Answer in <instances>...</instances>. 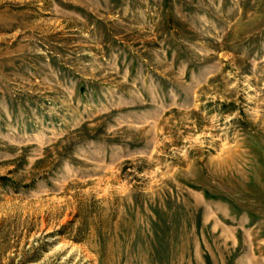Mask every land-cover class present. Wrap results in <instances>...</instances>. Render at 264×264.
Instances as JSON below:
<instances>
[{
	"label": "rangeland",
	"instance_id": "1",
	"mask_svg": "<svg viewBox=\"0 0 264 264\" xmlns=\"http://www.w3.org/2000/svg\"><path fill=\"white\" fill-rule=\"evenodd\" d=\"M0 264H264V0H0Z\"/></svg>",
	"mask_w": 264,
	"mask_h": 264
}]
</instances>
